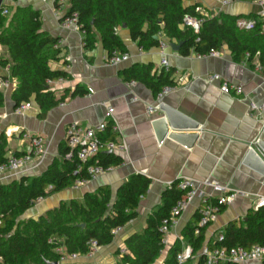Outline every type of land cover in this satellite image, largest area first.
Instances as JSON below:
<instances>
[{
	"label": "crops",
	"instance_id": "crops-1",
	"mask_svg": "<svg viewBox=\"0 0 264 264\" xmlns=\"http://www.w3.org/2000/svg\"><path fill=\"white\" fill-rule=\"evenodd\" d=\"M196 3L201 5L202 14L206 16L220 12L258 14L261 10L255 1L197 0ZM16 5H31L39 10L43 30L61 40L59 47H56L60 49V59L52 61L50 65L65 70L69 77L50 84L56 97L63 99L50 108L43 118H39V107L34 101H30L31 108L23 113L15 112L11 93L16 80L10 76L8 66L0 68V77L8 81L7 87L0 89L4 95V104L0 107V133L6 135L7 153L29 151V141L23 137V133L41 135L46 143V152L39 160L31 161L15 174H5L0 183L23 175L41 174L53 159L59 157V147L65 143L67 125L76 122L83 127L92 126L105 120V111L109 106L114 108L120 131V134L111 133L109 137L122 139L127 145L126 152L117 154L122 158L119 165L77 187L70 186L42 198L21 218H36L61 201L81 199L85 192L95 191L100 186H108L114 199L118 186L133 173H143L151 179L146 195L137 206V216L122 226L109 244L99 246L91 255L78 254L72 258L66 254L64 259L58 260V264H116L125 252V239L145 228L150 210L161 203L163 190L175 179L209 178L229 189L245 192V195L236 197L230 205L224 206L216 219L206 227L204 242L216 237L229 221L243 218L249 209L257 208L256 199L264 197V174L243 162L252 146L264 143V75L256 58L252 62H236L226 46L219 49L218 56L198 57L193 52L184 56L169 47V40L163 34L158 37L166 43L163 49L159 45L143 49L131 38L129 30L120 26L117 32L126 47L123 52H127L129 58L118 65H111L106 62L108 53L100 42L94 48L85 50L82 33L61 26L60 18L64 10L42 0H20L9 5V10ZM0 51L7 55L3 47H0ZM163 57L167 60V69L161 63ZM133 64H151L152 73L172 69L171 79L177 83L176 89L157 99V94L140 81L131 79L135 83L128 85L129 80L122 71ZM213 73L221 75L229 83L241 85L247 98L223 93L219 81L207 79V75ZM179 76H182V81L178 83ZM76 88L84 92L72 95ZM132 95H136L137 99L132 100ZM249 100L262 106L258 114L251 112ZM160 103L196 122L197 129L187 130L176 137L168 135L171 131L169 128V132L161 136L153 124L154 119L160 117V111L152 114L146 111L147 105ZM256 139L257 143L254 142ZM197 208L198 201L195 200L181 213L176 226L168 233V243L155 264H164L168 249L178 237L183 238L182 229ZM122 249L124 252H121ZM247 264L264 263L252 260Z\"/></svg>",
	"mask_w": 264,
	"mask_h": 264
},
{
	"label": "trees",
	"instance_id": "trees-1",
	"mask_svg": "<svg viewBox=\"0 0 264 264\" xmlns=\"http://www.w3.org/2000/svg\"><path fill=\"white\" fill-rule=\"evenodd\" d=\"M191 0H67L66 14L76 12L77 23L82 33L85 50L100 42L110 53L113 49L126 51L117 28L123 26L130 36L143 49L158 46L160 39L154 36L162 33L169 41L181 42L178 50L181 55L206 53L211 49L226 46L236 62L257 59L264 75V20L257 13L229 14L220 12L206 16L194 10L196 2ZM255 1V0H245ZM56 8L60 5L55 3ZM188 14L201 18L198 32L184 23ZM243 18L254 21L251 29L239 28L237 20ZM57 38L43 30L39 10L31 5H16L8 15L0 8V68L9 67L10 76L15 78L16 86L11 93L14 108L21 102L34 101L39 107L38 117L56 106L63 97H56L47 80L69 74L63 69L52 68L50 63L59 60L60 49L54 46ZM152 65L133 64L123 69L126 79L137 80L157 94L161 88L173 84L172 69L151 72ZM84 91L76 88L72 95ZM4 95L0 90V107ZM106 137L111 136L107 132ZM111 138V137H110ZM7 138L0 133V163L7 158ZM66 143L59 147V157L53 159L39 175H23L7 183H0V264H44L58 260V248L67 254H85L91 239L98 246L109 244L113 229L122 227L137 216V206L146 195L151 179L143 173H133L117 188L116 196L111 198L108 186H100L95 191L85 192L81 199L61 201L57 206L47 209L36 218H21L37 199L72 186L76 179L88 177L84 172L73 174L76 159H66ZM15 155L24 152L14 151ZM103 166H115L122 158L112 152L103 151L96 155ZM95 158L86 164L95 162ZM175 179L163 190L161 203L152 207L142 231L134 232L125 239V252L116 264H155L164 248L160 221L170 215L175 203L185 191L176 187ZM224 206L220 208L223 210ZM198 210L182 229L184 244L192 247L194 256L183 264H205L203 256H197L205 239L206 227L197 225ZM199 229L196 233L195 230ZM216 237L208 239V245L249 249L254 244L264 246V205L249 209L240 219L229 221ZM217 233V234H218ZM183 242L177 239L168 249L164 264H177L176 254ZM120 253V251H117ZM197 256V257H196ZM221 264H235L223 262Z\"/></svg>",
	"mask_w": 264,
	"mask_h": 264
},
{
	"label": "built area",
	"instance_id": "built-area-1",
	"mask_svg": "<svg viewBox=\"0 0 264 264\" xmlns=\"http://www.w3.org/2000/svg\"><path fill=\"white\" fill-rule=\"evenodd\" d=\"M20 0H2L1 3V13L3 15H8L10 13L9 5H14ZM45 3H49L55 7V3L60 5L59 9L64 10V16L61 19V26L66 28H71L75 31H80L76 12L66 14L68 8L67 0H42ZM227 0H223L226 2ZM197 2V0H193ZM255 2L261 7L259 15L264 20V0H255ZM194 10L198 13H202V7L197 4ZM185 24L193 27L195 32H198L201 18H197L186 14L183 18ZM254 25V21L240 18L237 20V26L239 28L251 29ZM264 30V23L262 25ZM61 40H57L54 44L55 47H59ZM166 43L160 41L159 47L163 49ZM219 50L211 49L206 53L197 54L198 57L207 56H218ZM129 58L127 52H121L117 49H113L107 54L106 62L111 65H118L119 63L126 61ZM162 65L167 69V60L163 57L161 60ZM64 78L59 77L55 79L56 81H62ZM209 81H219L220 87L223 93L229 95H243L247 98L241 85L229 83L227 80L223 79L221 75L213 73L207 75ZM54 80H47L48 84H52ZM182 81V76L178 77V83ZM134 80H129L128 85H133ZM7 79L0 77V89L7 87ZM177 83L168 84L161 88L157 93V99H160L165 94L176 89ZM91 91V90H90ZM132 100H136V95L131 96ZM60 104H63L61 102ZM249 108L253 114H258L262 110V106L256 104L254 101H248ZM31 108V102L25 101L21 102L17 107H15V112L23 113L25 110ZM159 108V104H150L146 106V111L149 114L156 112ZM112 133L115 135L120 134L119 126L114 117V108L112 106L107 107L105 111V120L95 123L92 126L83 127L76 122H70L65 129V143L68 147V151L65 154L66 159H76L77 166L72 170L73 174L84 172L88 177L76 179L72 186L77 187L83 184L88 179L95 177L96 175L105 173L109 171L113 166H103L99 164L96 160V155L103 151H111L112 153L118 154L120 152L127 151V145L124 140H116L115 138L106 137V133ZM23 137L27 138L29 141V151L24 152L21 155H15L13 152L7 154V158L4 162L0 163V179L7 173H17L21 171L27 164L33 160H39L46 152L45 139L41 135H31L29 133H23ZM255 143L258 142L256 139ZM95 162L91 164H86L87 161L94 159ZM170 184V183H169ZM168 184V185H169ZM177 188L185 191V194L180 198L175 205L170 210V215L164 217L160 221L159 228L163 232L162 243L167 245V235L176 226L178 218L181 213L195 200L198 201L197 210L200 213L197 225L199 227H207L212 223L222 206L230 205L234 199L238 196L245 195V192L241 189H229L224 185H221L216 180L209 178L197 180L191 177H183L179 179L176 185ZM42 198L37 199V201ZM36 201V202H37ZM256 207L264 205V197L260 196L256 199ZM121 227L113 229V233L116 234ZM199 229H196L197 233ZM178 239L183 242L182 237ZM217 239L219 241L223 240V234L218 233ZM89 249L86 255H91L99 247L95 239H91L89 242ZM60 256L58 260H62L66 257V252L61 248L57 249ZM124 252V249L121 250ZM70 257L75 258L78 254L72 253L68 254ZM203 256L205 259V264H221L223 262H232L235 264H247V262L252 260H257L264 263V246L260 244H254L249 249H244L242 247H230L218 246L211 248L207 242H204L201 249L197 253V256ZM194 256L192 247L188 244H183L182 249L177 252L176 260L177 264H183L189 258ZM196 256V257H197Z\"/></svg>",
	"mask_w": 264,
	"mask_h": 264
},
{
	"label": "water",
	"instance_id": "water-1",
	"mask_svg": "<svg viewBox=\"0 0 264 264\" xmlns=\"http://www.w3.org/2000/svg\"><path fill=\"white\" fill-rule=\"evenodd\" d=\"M1 3L2 0H0V6ZM63 16L64 15H62L60 19H62ZM161 36L162 33H159L154 37L158 38ZM168 45L173 51H178L181 46V42L169 41ZM158 111H160L161 115L160 117L154 119L153 124L157 126L161 136H163V134H167L169 132V128H171V131L168 133L169 136L179 137L181 134H184L185 131H194L198 127L196 122L164 103L159 104ZM107 152L110 153L111 151ZM243 162L249 164L264 174V143H257L255 146H252L247 151ZM44 264H58V260L46 261Z\"/></svg>",
	"mask_w": 264,
	"mask_h": 264
},
{
	"label": "rangeland",
	"instance_id": "rangeland-1",
	"mask_svg": "<svg viewBox=\"0 0 264 264\" xmlns=\"http://www.w3.org/2000/svg\"><path fill=\"white\" fill-rule=\"evenodd\" d=\"M1 52V51H0Z\"/></svg>",
	"mask_w": 264,
	"mask_h": 264
}]
</instances>
